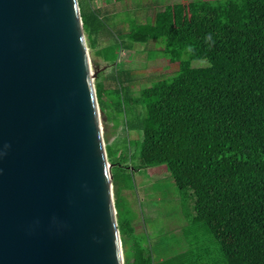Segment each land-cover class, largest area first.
Returning <instances> with one entry per match:
<instances>
[{"label": "trees", "instance_id": "obj_1", "mask_svg": "<svg viewBox=\"0 0 264 264\" xmlns=\"http://www.w3.org/2000/svg\"><path fill=\"white\" fill-rule=\"evenodd\" d=\"M112 3L109 13L93 0L83 9L79 0L90 49L103 37L111 42L107 17L124 9ZM131 39L161 40L187 57L170 60L179 62L170 81L137 96L126 63L111 60L110 46L96 52L116 66L109 80L100 72L95 81L101 113L140 137L126 139L117 155L106 137L125 264H155L149 246L137 242L127 192L136 191L137 171L157 166L192 201L193 218L212 232L226 264H264V0H181ZM203 59L208 66L192 65Z\"/></svg>", "mask_w": 264, "mask_h": 264}, {"label": "water", "instance_id": "obj_2", "mask_svg": "<svg viewBox=\"0 0 264 264\" xmlns=\"http://www.w3.org/2000/svg\"><path fill=\"white\" fill-rule=\"evenodd\" d=\"M79 0H0V264H125Z\"/></svg>", "mask_w": 264, "mask_h": 264}, {"label": "rangeland", "instance_id": "obj_3", "mask_svg": "<svg viewBox=\"0 0 264 264\" xmlns=\"http://www.w3.org/2000/svg\"><path fill=\"white\" fill-rule=\"evenodd\" d=\"M88 1L81 0L83 9L88 6ZM98 1L93 0V4H99ZM126 1L116 4L119 9L126 6L124 11H117V15L112 13L107 17L111 42L106 45L109 39L103 37L98 42L100 47L89 48V53L93 71H97L98 75L104 72L101 80L106 81L116 66L111 61L106 63L98 54L100 51V54H104L110 46L111 60L117 56L116 63L120 68L126 63V68L133 71V91L138 96L145 87L170 81L179 70V62L172 63L170 60H182L187 56L185 52L177 51L161 40L137 43L131 39L134 31L154 20L155 12L169 4L167 0ZM179 1L173 0V3ZM107 2L102 0L101 4L110 6ZM192 65L206 67L209 62L203 59L194 61ZM131 117L133 113H130ZM101 120L105 142L106 137H109V144L114 143V155L124 150L126 139H140L136 130L124 131V124L116 125L109 115L101 113ZM135 179L136 191L127 192L132 208L129 215L139 232L137 242L140 246H149L155 264H226L219 242L204 222L193 218L192 201L176 186L165 166L139 170L135 173ZM129 250L132 256L133 247Z\"/></svg>", "mask_w": 264, "mask_h": 264}, {"label": "crops", "instance_id": "obj_4", "mask_svg": "<svg viewBox=\"0 0 264 264\" xmlns=\"http://www.w3.org/2000/svg\"><path fill=\"white\" fill-rule=\"evenodd\" d=\"M101 1L102 0H99L97 3H99L98 4V7H101V8H103L104 9V11L106 12V11H108L109 12V10H108V6L109 5H103V4H101ZM104 1H106V0H104ZM127 2L126 0H120V1H117V0H115V1H113V3H112V1L111 0H109L108 2H107V4H111L112 3V5L113 4H117V3H120V2ZM168 1V3L169 4H174L173 3V0H167ZM126 4V3H125ZM126 6H124V8H125ZM110 13V12H109Z\"/></svg>", "mask_w": 264, "mask_h": 264}, {"label": "clouds", "instance_id": "obj_5", "mask_svg": "<svg viewBox=\"0 0 264 264\" xmlns=\"http://www.w3.org/2000/svg\"><path fill=\"white\" fill-rule=\"evenodd\" d=\"M205 42L209 44V46L211 47L212 45L215 44V40H213L212 38V34L209 33L206 37H205ZM189 51H191V49H189Z\"/></svg>", "mask_w": 264, "mask_h": 264}]
</instances>
